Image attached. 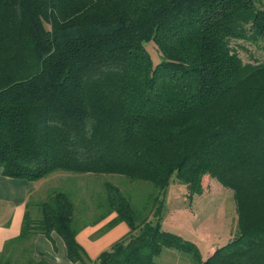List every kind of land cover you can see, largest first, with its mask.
Instances as JSON below:
<instances>
[{
  "label": "trees",
  "instance_id": "1",
  "mask_svg": "<svg viewBox=\"0 0 264 264\" xmlns=\"http://www.w3.org/2000/svg\"><path fill=\"white\" fill-rule=\"evenodd\" d=\"M254 3L0 0L2 174H117L155 187L137 212L105 182L103 210L129 231L97 264H156L164 247L193 264H264V62L244 63L230 45L264 38V9ZM148 42L160 54L155 65ZM206 174L233 191L238 221L236 235L202 259L162 229L159 192L174 178L188 196L200 194ZM38 207V219L25 211L0 264H12L8 250L29 252L38 232L57 233L67 258L86 264L69 195L53 190ZM26 257L22 264H47Z\"/></svg>",
  "mask_w": 264,
  "mask_h": 264
},
{
  "label": "rangeland",
  "instance_id": "2",
  "mask_svg": "<svg viewBox=\"0 0 264 264\" xmlns=\"http://www.w3.org/2000/svg\"><path fill=\"white\" fill-rule=\"evenodd\" d=\"M254 4L255 9H264V0H255ZM230 45L244 63L264 62V38L231 39ZM145 46L155 65L160 60L159 52L151 42L145 43ZM71 174L73 178H63L57 182L46 179L41 191L31 195L28 209L33 219H38L40 216L37 199L42 197V201L47 200L53 190H62L69 195L74 207L73 224L89 222L103 210L106 199L105 182L118 186L137 212L141 211L149 200L150 193L155 190L153 184L148 181L131 180L117 174ZM201 183L202 192L190 197L185 184L173 178L165 194L159 192V197L163 199L162 229L195 244L201 258L205 259L213 250L236 235L238 209L232 190L222 186L207 174L202 177ZM89 207H94L96 210L91 208L88 217ZM28 253L32 260L38 261L33 258L31 243L26 254L21 252V247H17L13 253L8 250L7 254L10 255L12 264H22ZM156 262L157 264H193L191 254L173 247H164L156 257Z\"/></svg>",
  "mask_w": 264,
  "mask_h": 264
},
{
  "label": "crops",
  "instance_id": "3",
  "mask_svg": "<svg viewBox=\"0 0 264 264\" xmlns=\"http://www.w3.org/2000/svg\"><path fill=\"white\" fill-rule=\"evenodd\" d=\"M72 175L70 172L55 171L41 179L29 181L5 176L0 170V253L7 240L19 234L25 211H29L31 195L41 191L46 179L57 182L63 178H73ZM37 200L38 206L42 202V197ZM89 212L91 210L88 209L87 214L90 216ZM115 216V212L106 213L103 210L89 222L74 224L78 228L75 239L87 256L86 264H97L99 254L108 250L116 240L129 231V226L124 221L113 222ZM31 244L33 258L36 260H43L47 264H84L67 258L65 244L55 232L34 234Z\"/></svg>",
  "mask_w": 264,
  "mask_h": 264
}]
</instances>
